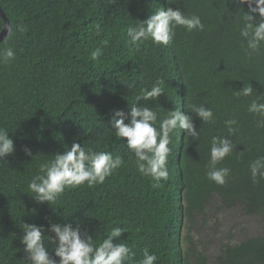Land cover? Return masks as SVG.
<instances>
[{
	"label": "trees",
	"instance_id": "16d2710c",
	"mask_svg": "<svg viewBox=\"0 0 264 264\" xmlns=\"http://www.w3.org/2000/svg\"><path fill=\"white\" fill-rule=\"evenodd\" d=\"M0 5L13 28L22 29L12 42L16 60L0 65V127L8 129L16 146L5 158L8 163L0 161V264H23L24 222L44 226L54 257L49 221L79 224L94 239L122 227L125 232L113 242L127 243L136 260L147 248L158 257L156 264H264V233L225 244L213 263L193 236L197 218H206L213 205L241 207L259 215L264 227V180L253 184L247 167L264 155V128L258 129L246 110L251 98L232 95L244 83L264 94V51L245 55L237 5L231 0H112L110 5L108 0H0ZM162 7L200 15L204 31L177 28L167 47L147 42L137 50L126 43L127 27ZM96 24L103 28L99 35ZM97 47L103 55L92 60ZM157 78L164 81V94L148 105L160 117L175 108L187 114L191 104H204L213 109L215 122L204 124L193 114L199 136H173L169 178L154 189L109 122L114 111L127 113L139 90ZM129 84L134 86L128 89ZM233 115L238 120V132L230 137L234 149L219 165L229 167L231 176L218 186L205 177L209 141L227 135L223 122ZM73 140L119 155L124 164L102 185L66 189L55 204H36L27 190L30 179ZM25 147L32 156L25 155Z\"/></svg>",
	"mask_w": 264,
	"mask_h": 264
},
{
	"label": "clouds",
	"instance_id": "9594fccd",
	"mask_svg": "<svg viewBox=\"0 0 264 264\" xmlns=\"http://www.w3.org/2000/svg\"><path fill=\"white\" fill-rule=\"evenodd\" d=\"M237 5L239 13L238 32L242 42L241 47L248 57L259 55L264 51V0H231ZM169 4L177 0H168ZM112 4V0H108ZM247 5V11L243 7ZM182 28L188 33L204 31L205 25L200 15H188L180 8L163 7L157 9L147 19L135 25H129L126 32V43L140 49L141 45L150 42L153 46L167 47L176 35V29ZM97 35L103 32L99 24L95 25ZM6 31V39L0 46V65L8 66L16 60V51L12 44L16 32L11 23H0V32ZM103 45L108 41L103 40ZM104 49L97 47L90 53L92 60H98ZM164 81L157 78L150 87H144L135 95L129 111L116 110L109 122V128L116 140L123 143L129 152V160L137 172L148 177L151 186L162 188L161 181L169 178L168 157L171 153L169 145L172 138L179 132L186 136L197 138L199 132L194 125L193 114L204 124L215 122V114L211 107L204 104H191L186 109L187 114L180 109L169 110L163 117L149 107V101H156L164 94ZM134 84H129L131 89ZM232 95L237 100L251 98L247 101L246 110L256 121L258 129L264 128V94H257L251 83H244L239 90H233ZM140 101H144L143 105ZM227 135H214L209 141V156L206 164L205 177L218 186H224L231 176L229 167L219 165L230 156L234 149L230 137L238 132V120L235 115L224 120ZM125 145V143H124ZM15 144L6 127H0V161L15 152ZM26 156H32L30 148L25 147ZM124 164L121 156H114L109 151L85 148L73 140L71 145L65 144L63 151L55 152L53 158L41 163L39 174L34 175L27 190L36 204H55L66 189H76L87 185L89 188L102 185ZM248 170L253 184L264 180V155L249 161ZM20 242L25 253L23 264H156L158 257L147 248L143 250L142 258L136 260V252L127 243L117 242L125 232L124 228L115 226L103 238L94 239L87 230L82 231L79 224L73 227L71 223H53L49 221L47 231L49 243L53 244L54 257L50 255L45 243V228L43 225L22 224ZM58 258V259H56Z\"/></svg>",
	"mask_w": 264,
	"mask_h": 264
},
{
	"label": "rangeland",
	"instance_id": "374dc122",
	"mask_svg": "<svg viewBox=\"0 0 264 264\" xmlns=\"http://www.w3.org/2000/svg\"><path fill=\"white\" fill-rule=\"evenodd\" d=\"M207 215L206 218L201 215L197 218L193 236L211 263L225 244H235L264 233L261 217L248 215L241 207L217 208L213 205L207 209Z\"/></svg>",
	"mask_w": 264,
	"mask_h": 264
},
{
	"label": "water",
	"instance_id": "95a60500",
	"mask_svg": "<svg viewBox=\"0 0 264 264\" xmlns=\"http://www.w3.org/2000/svg\"><path fill=\"white\" fill-rule=\"evenodd\" d=\"M0 15L4 19L5 23H9L8 19L6 18L5 14L1 8V5H0ZM5 36H6V31L0 33V42L4 39Z\"/></svg>",
	"mask_w": 264,
	"mask_h": 264
}]
</instances>
